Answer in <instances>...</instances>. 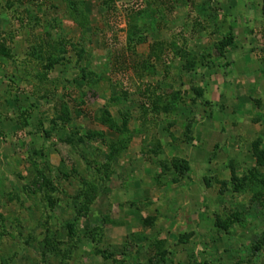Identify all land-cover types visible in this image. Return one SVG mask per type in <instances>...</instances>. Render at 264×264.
<instances>
[{"label": "rangeland", "instance_id": "obj_1", "mask_svg": "<svg viewBox=\"0 0 264 264\" xmlns=\"http://www.w3.org/2000/svg\"><path fill=\"white\" fill-rule=\"evenodd\" d=\"M75 1L0 0V264H264V0Z\"/></svg>", "mask_w": 264, "mask_h": 264}, {"label": "trees", "instance_id": "obj_2", "mask_svg": "<svg viewBox=\"0 0 264 264\" xmlns=\"http://www.w3.org/2000/svg\"><path fill=\"white\" fill-rule=\"evenodd\" d=\"M103 2V4H106L107 5V3H108V1H111V0H102ZM66 3H67V5H68V7L73 11V12H75L76 10H77V8H78V6H77V2L75 1V0H66ZM107 7H109L108 5H107ZM80 22V21H79ZM140 34H138V36H137V38L134 40V42H133V44H135V43H137V42H139L141 39H140ZM156 45H158V43H155ZM224 44H228V43H225L224 42ZM36 47H38V49L40 50V48H41V45H40V43H37L36 44ZM50 48H51V50H52V52H54V51H56L55 49H58V50H60V51H63L62 50V48L61 47H58V48H55L54 46H51L50 45ZM158 48H159V50L161 49V47L158 45ZM151 50H153V47L152 48H150ZM220 52L222 51L221 50V48H219L218 49ZM51 55V54H50ZM0 57H2V58H8V59H10L11 57H12V50H11V47H7L6 45H5V42H4V40H1L0 39ZM51 60H53V61H55V59L52 57V55H51ZM50 59H49V66H51L50 64H52L53 63V61H51ZM80 78V80H83L84 78H85V76H83V75H81V77H79ZM196 90V93L197 94H200V88H197V89H195ZM104 120V119H103ZM51 122H55L54 120H51ZM105 122H108L109 124H111L110 123V121H109V119H108V117H107V119H105ZM39 124H41V122L39 121L38 122ZM50 130H51V127H49V129H45V128H41V131H42V134L45 136V137H47V136H49V133H50ZM125 138H124V142L123 141H121V142H119V143H114V144H111L110 146H109V151H108V153H106L105 154V158H106V162L105 163H101L98 167H97V172H100V174H102V176H101V178L102 177H104V175H107V166H108V162L111 160V158H113L114 157V155L116 154L115 153V151L117 152V148L119 147V149L120 148H123L125 145H126V143H125ZM178 168H180V169H186V164L185 163H183V164H179V166H178ZM101 170V171H100ZM44 179V178H43ZM44 182L46 183V185H48V183H47V180L46 179H44ZM77 198L80 200V202H81V204L80 205H78L77 207H76V209H75V211L77 212V214H80L81 213V215L82 214H84V212H85V210H86V207H87V204L89 203V201H90V198H89V195H88V193H87V190H85V189H83V190H81V191H79L78 193H77ZM80 215V216H81ZM65 229H66V233L68 234V235H70V236H75L76 234H75V230L73 229V227H72V225H71V223H66V225H65ZM262 240H263V238H262ZM264 244V240L263 241H260V242H258L257 244H255L254 245V247L252 248V251H254V250H258V249H261V246Z\"/></svg>", "mask_w": 264, "mask_h": 264}]
</instances>
